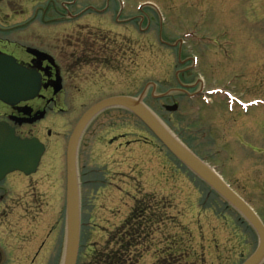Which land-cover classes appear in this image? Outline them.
Returning a JSON list of instances; mask_svg holds the SVG:
<instances>
[{"label": "rangeland", "instance_id": "374dc122", "mask_svg": "<svg viewBox=\"0 0 264 264\" xmlns=\"http://www.w3.org/2000/svg\"><path fill=\"white\" fill-rule=\"evenodd\" d=\"M84 1L73 0L72 4L79 6ZM107 7L109 13L120 11L123 17L131 18L130 21L117 23V15H114L111 20H104L109 25L102 28L99 20L97 25L85 20L84 23H90L82 31L83 40L88 41L86 54L80 46L66 47L69 65L75 64L80 55H85L86 66L77 72L85 79L91 78L87 83L103 75L114 80L113 89L98 96L95 94L93 102L113 94L139 97L146 90L144 104L175 136L187 141L194 152L216 169L264 221V0H99L98 4H93L97 12H104ZM234 36L238 44L237 55L242 56V61L237 59L233 63L237 66L242 63L237 71L244 72L223 73L228 80L243 76L240 81L238 78L237 85L232 83L226 89L232 93L231 88H236L238 94H245V101L254 97V102H259L254 106V117L248 118L254 123V144H234L236 153L229 148V145L233 146V138L220 133L223 123L217 122L218 117L207 118L209 113L205 111L207 104L203 98L191 100L182 91L181 94L171 93L165 100L157 97L180 88L178 82L189 78L185 74L187 71L177 73L190 68L188 56L220 64L217 60L221 62V54L230 48ZM221 74L218 71L208 78L223 77ZM76 77L73 72L72 84ZM217 86L223 88V83ZM210 98L213 101V97ZM220 101L223 105L216 106L211 114L225 112L227 97L220 96ZM174 104L179 105L177 112L166 111L165 106ZM109 118L116 123L109 135L127 133L125 141H130V150L125 152L129 156L128 166H125L129 170L115 174L114 179L105 181V191L97 192L94 185L86 182L103 175L90 167L94 173L86 176V185L82 187V220L87 228L81 239L84 249L80 264H91L93 251L103 249L118 226L139 205H145L147 215L153 219L148 241L138 249L139 264H153L160 244L164 248L175 240L182 243V249L190 251V262L195 264H243L256 247L254 230L215 195L212 197L216 204L209 202L204 206L207 188L134 115L113 110ZM60 156L61 159L54 157L44 162L22 192L19 202L25 208L16 211L24 213L27 210L33 216L29 217L30 222H25L26 228L17 213L8 219L0 216V235L5 229L20 234L32 231L30 236L35 240L28 246L32 254L45 240L42 264L63 262L66 173L63 152ZM123 173L129 175V181L123 180ZM84 178L80 173V180ZM15 180V174L8 176L5 185L10 188L3 192L9 195L5 197L2 209L17 206L15 201L12 202L15 185H10ZM161 211L166 216L162 229L159 224ZM164 238L173 241L168 239L164 244ZM18 242L11 241L12 245L15 243L14 248H9L8 243H0L3 264H12L13 259L22 256Z\"/></svg>", "mask_w": 264, "mask_h": 264}, {"label": "flooded vegetation", "instance_id": "af4514ba", "mask_svg": "<svg viewBox=\"0 0 264 264\" xmlns=\"http://www.w3.org/2000/svg\"><path fill=\"white\" fill-rule=\"evenodd\" d=\"M87 1L79 6H74L72 4L73 0H0V57L15 59L28 72L41 79L40 92L35 99L21 101L15 106L0 102V122L10 124L15 129L17 136L23 139L37 138L45 145L46 152L41 160L38 172L47 160L54 157L61 159L60 153L63 152V166L66 173L67 145L81 118L93 106L105 99L126 96L124 94H113L93 102L95 94L98 96L113 89L114 80L103 75L102 77L93 78L92 83H87L91 78L87 76V79H85L81 73L77 72V70L86 66V61H83L85 55H80L73 65L66 62L67 46H80L85 54L88 50V41L83 40L82 31L84 27L90 26V23H84L85 20L90 21L91 24L94 22L96 25L98 24L97 20H99L101 22L100 26L103 28L109 25L104 20H111L114 15H117V23H127L131 19L123 17V13L120 11L109 13V7L105 11V8H102L101 10L104 12L94 11L93 4H98L99 0ZM68 12L70 13L68 14ZM235 38L234 36L230 42L232 43L229 44L230 48L221 54V62L217 60L220 64L217 62L212 64L207 59H199V57L192 55L188 56L190 68L186 67L187 70H178L177 73L187 71V73H183L188 74L189 78L181 79L178 82L180 88L174 89L177 90L175 94H181L184 90L185 93L183 94L191 100L198 97L203 98L204 101L205 98L213 97V101L210 98L209 103L204 101L207 104H204L205 111L209 113L207 118L211 119L213 117L216 119L218 117L217 122L223 123L222 132L220 130V133L226 137H231V139L233 138V146L229 145V148L231 147L230 149L234 151V144H254V123L248 120V118L254 117V97L249 101H245L243 99L245 94H238L236 88L235 90L231 88L232 93L226 89V86L232 83L237 85L238 78L239 81L243 78V76L230 77L228 80L225 76V74L244 72L237 71L238 68L243 66L242 63L239 66L233 63L237 59L242 61V56L237 55L238 44L236 45L237 40ZM195 58L197 59L195 60ZM227 64H229L228 69ZM218 71H221L223 77L209 79L213 73ZM73 72H76L77 75L75 84H72L70 80L73 79ZM222 83L223 88L217 86ZM220 92L223 94L220 95ZM222 95L224 99L229 97L232 100L233 107L229 109V105L225 101V112L211 114L210 111L216 106L223 105L220 101ZM113 110L127 111L122 108L102 111L88 123L79 142L78 169L85 177L81 181V201L82 187L86 185V176L94 173L91 170L96 169L98 170L95 171L97 174L103 175L97 176V180L86 182L94 185L97 192H99L100 190L105 191L107 187L105 181H109L110 178L114 179L115 174H121L123 170L128 169L125 166H128L129 162V156L125 155V152L130 150V141H125L127 133L116 135L114 132L113 135H109V130L116 125L114 120L109 118L112 116ZM101 117L105 121L99 119ZM252 121L254 122V119ZM115 166L118 169L115 170ZM90 167L94 169H90ZM14 174L16 180L10 185H15L12 202L15 201L17 206L2 209V203L5 201V197L9 195L8 192H3V190L10 188L8 184L5 185L7 177L0 183V209L4 212L0 211V216H5L8 219L11 214L15 215L17 213L18 218L21 219L20 221L24 223L26 228L25 222H30L29 217L32 218L33 216L28 214L27 210L24 213L21 212L22 214L16 210L25 208L19 201L22 200V192L28 187V182L35 175L26 176L21 172H15ZM122 177L125 182L129 181L128 174L123 173ZM83 225L85 230L87 224L84 223ZM31 232L28 230L25 232L26 234H20L5 229V233L0 235V243L6 245L8 243L9 248L15 247V243L12 245L11 241L18 242L20 240L18 247L22 256L13 259L12 264H14V261L15 264H42L43 256H41V253L45 249V240L41 242L39 249L37 248L36 255L32 254L28 248L29 245H33V240H35L34 237L30 236ZM4 254L5 251L3 250V256ZM0 264H3L2 261H0Z\"/></svg>", "mask_w": 264, "mask_h": 264}, {"label": "water", "instance_id": "95a60500", "mask_svg": "<svg viewBox=\"0 0 264 264\" xmlns=\"http://www.w3.org/2000/svg\"><path fill=\"white\" fill-rule=\"evenodd\" d=\"M41 80L19 65L15 59L0 57V101L14 106L21 101L34 99L40 90ZM144 93L138 99L112 97L93 106L76 126L67 149L66 193V244L62 264H77L81 211L77 172L78 144L87 124L101 111L109 108H126L137 116L159 141L191 172L205 182L228 202L254 228L259 246L244 264H261L264 261V225L254 210L239 197L214 169L202 162L185 147L170 130L143 104ZM177 106L167 107L172 112ZM45 148L38 139L22 140L6 123H0V181L7 175L21 171L26 175L36 173Z\"/></svg>", "mask_w": 264, "mask_h": 264}, {"label": "trees", "instance_id": "16d2710c", "mask_svg": "<svg viewBox=\"0 0 264 264\" xmlns=\"http://www.w3.org/2000/svg\"><path fill=\"white\" fill-rule=\"evenodd\" d=\"M202 183V182H200ZM207 188V194L204 199V206L209 205L208 203L216 204V199L221 200L217 195L214 194L204 183H202ZM213 195L216 199H213ZM226 207H229L224 203ZM210 208V207H209ZM138 209V212H137ZM130 216V218L123 224V226L113 234L110 241L106 243L103 249L93 251L90 256L91 264H139L138 256L133 255V249L138 245H143L146 241L147 230L152 222L151 218L146 219V209L145 205H139ZM166 208H164L165 210ZM159 220V219H158ZM243 222V220H241ZM166 222L165 214L160 215L159 223L161 225ZM155 223V221H154ZM129 225V226H128ZM129 227L128 229H126ZM173 241L172 238H168ZM164 238V244L168 241ZM163 245V240H162ZM182 243L178 240L172 242L170 245L161 246L158 251L153 264H195L191 261V253L186 249H182L180 246ZM111 245L113 247H111ZM132 254V257H131ZM87 257V256H86ZM85 257V258H86Z\"/></svg>", "mask_w": 264, "mask_h": 264}]
</instances>
